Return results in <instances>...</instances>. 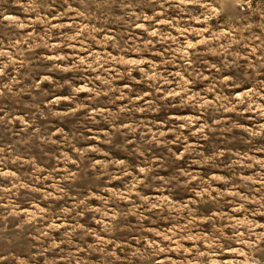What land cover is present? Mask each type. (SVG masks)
I'll return each mask as SVG.
<instances>
[{
    "label": "rangeland",
    "instance_id": "obj_1",
    "mask_svg": "<svg viewBox=\"0 0 264 264\" xmlns=\"http://www.w3.org/2000/svg\"><path fill=\"white\" fill-rule=\"evenodd\" d=\"M0 264H264V0H0Z\"/></svg>",
    "mask_w": 264,
    "mask_h": 264
}]
</instances>
